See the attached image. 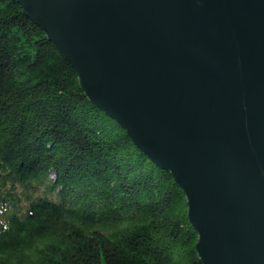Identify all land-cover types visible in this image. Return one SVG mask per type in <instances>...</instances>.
I'll return each instance as SVG.
<instances>
[{
    "label": "water",
    "instance_id": "obj_1",
    "mask_svg": "<svg viewBox=\"0 0 264 264\" xmlns=\"http://www.w3.org/2000/svg\"><path fill=\"white\" fill-rule=\"evenodd\" d=\"M16 2L181 188L201 264H264V0Z\"/></svg>",
    "mask_w": 264,
    "mask_h": 264
},
{
    "label": "trees",
    "instance_id": "obj_2",
    "mask_svg": "<svg viewBox=\"0 0 264 264\" xmlns=\"http://www.w3.org/2000/svg\"><path fill=\"white\" fill-rule=\"evenodd\" d=\"M183 191L0 0V264H201Z\"/></svg>",
    "mask_w": 264,
    "mask_h": 264
}]
</instances>
